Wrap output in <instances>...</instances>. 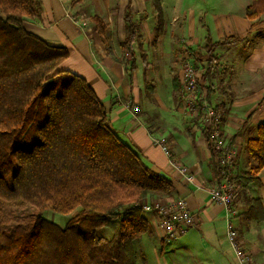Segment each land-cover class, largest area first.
Instances as JSON below:
<instances>
[{"label":"crops","instance_id":"obj_1","mask_svg":"<svg viewBox=\"0 0 264 264\" xmlns=\"http://www.w3.org/2000/svg\"><path fill=\"white\" fill-rule=\"evenodd\" d=\"M33 1L38 16L26 19V28L48 44L68 50L61 68L86 79L107 109L117 136L153 171L172 181V196L159 200L182 198L196 217L194 227L166 243L157 217L144 212L150 233L136 245L142 264H237L227 239V210L208 192L218 179L216 158L201 122L187 114L183 102L182 41L194 56L200 94L210 91L208 103L220 113L227 142L236 152L233 222L255 264H264V168L258 174L259 184L240 181L255 165L248 141L264 124V17L254 21L247 17L252 0H160L161 14L152 0ZM128 11L137 25L131 74V57L121 48ZM94 15L107 25L103 35L93 23L87 24ZM159 17L162 30L157 36ZM225 39L231 42L217 46L210 62L208 41ZM162 137L173 159L193 173L194 183L186 182L155 144ZM250 198L259 199L262 206L252 218L247 216Z\"/></svg>","mask_w":264,"mask_h":264},{"label":"trees","instance_id":"obj_2","mask_svg":"<svg viewBox=\"0 0 264 264\" xmlns=\"http://www.w3.org/2000/svg\"><path fill=\"white\" fill-rule=\"evenodd\" d=\"M152 3L161 14L160 0ZM246 14L264 17V0H252ZM36 16L33 0H0V264H137V242L150 233L137 203L171 197L174 185L117 136L86 79L61 68L68 50L26 28ZM90 21L105 33L98 15ZM157 22L158 36L162 18ZM125 24L121 48L131 57V74L137 25L130 11ZM230 42L208 41L209 61ZM211 73L209 65L208 80ZM247 149L255 165L240 181L259 184L264 124ZM249 202L248 218L262 212L259 199ZM45 211L72 216L59 226Z\"/></svg>","mask_w":264,"mask_h":264},{"label":"built area","instance_id":"obj_3","mask_svg":"<svg viewBox=\"0 0 264 264\" xmlns=\"http://www.w3.org/2000/svg\"><path fill=\"white\" fill-rule=\"evenodd\" d=\"M181 59L182 94L188 115L199 119L201 130L207 134L209 145L216 158L217 182L208 190L211 199L225 206L227 210V239L237 259V264H255L252 255L242 245L239 229L233 222L234 200L238 192L235 181L236 152L227 142L222 129L220 113L211 106L205 93L200 94L202 82L197 67L193 64L190 48L182 41ZM137 112V108L134 109ZM155 144L169 158L170 164L188 183H194L195 177L190 169L178 164L166 138L155 140ZM139 207L143 212H152L158 219V226L163 231V239L170 243L179 239L196 225V217L182 198H168L166 201L143 199Z\"/></svg>","mask_w":264,"mask_h":264},{"label":"rangeland","instance_id":"obj_4","mask_svg":"<svg viewBox=\"0 0 264 264\" xmlns=\"http://www.w3.org/2000/svg\"><path fill=\"white\" fill-rule=\"evenodd\" d=\"M80 17L82 18H87L88 16L86 15H81ZM90 18V17H89ZM259 20V19H258ZM75 21L76 22H80V20L77 18H75ZM89 26L91 25V22H90V19H88V23ZM206 99H208V95L206 94ZM208 101V100H207ZM148 198L149 202H152L153 200H157V198H150L149 196L146 197ZM164 198V197H163ZM166 198V197H165ZM145 199V198H144ZM159 200V198H158ZM141 201V200H140ZM140 201L137 203V205H139ZM142 201H144L142 199ZM144 213V212H143ZM72 216L71 215H62V214H57V213H54L52 211H45L43 213V217L51 222H54L56 224H58L59 226H64L66 224V222L69 220V218ZM103 234V236H105L106 238L110 239L112 237V233L110 230H104L101 232ZM139 247L137 248V258L139 260L138 264H142V258H141V255H140V250H138Z\"/></svg>","mask_w":264,"mask_h":264}]
</instances>
